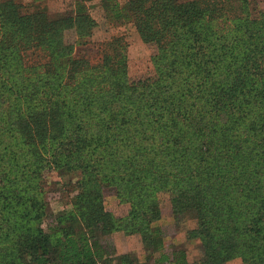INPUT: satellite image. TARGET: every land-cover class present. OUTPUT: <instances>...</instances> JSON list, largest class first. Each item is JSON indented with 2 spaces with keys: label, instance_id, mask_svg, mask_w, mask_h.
<instances>
[{
  "label": "trees",
  "instance_id": "trees-1",
  "mask_svg": "<svg viewBox=\"0 0 264 264\" xmlns=\"http://www.w3.org/2000/svg\"><path fill=\"white\" fill-rule=\"evenodd\" d=\"M73 9L53 18L0 0V264H101L103 252L105 264H168L151 226L162 191L178 219H197L188 234L201 239L203 264H264V11L251 17L249 0H73ZM124 26L153 46L151 76L129 75ZM89 43L97 63L74 55ZM48 168L78 180L71 208L45 230L30 222L48 208L18 187ZM107 187L125 215L105 208ZM115 231L141 236L143 262L109 255Z\"/></svg>",
  "mask_w": 264,
  "mask_h": 264
},
{
  "label": "rangeland",
  "instance_id": "rangeland-1",
  "mask_svg": "<svg viewBox=\"0 0 264 264\" xmlns=\"http://www.w3.org/2000/svg\"><path fill=\"white\" fill-rule=\"evenodd\" d=\"M23 5L24 11H34L39 7L46 8L48 14L57 18L59 16H67L73 13V0H16ZM186 2L189 0H180ZM250 15L253 18H261L264 11V0H249ZM100 26L97 29L99 35L106 33V26L102 19L99 20ZM119 31L127 33L129 46V62L128 73L132 79L136 80L141 77L151 76L154 72L152 55L154 53L153 46L145 43L137 34L134 27H121ZM117 31V30H116ZM74 55L77 57H85L90 62L97 63L100 58L99 49L94 44H83L75 47ZM44 55L39 51L35 53L30 50L28 59L43 61ZM78 180L75 175H69L67 172H60L53 169H45L41 174H33L31 177L19 179V189L22 191L28 187L26 192L29 196L38 198L48 208L49 215L44 217V221L30 222L32 226H41L45 230H49L51 224L54 223L55 217L62 211L71 208V199L76 194L73 184ZM25 192V193H26ZM19 195V194H18ZM162 210V218L152 223V228L159 230L163 237L165 250L171 256L168 264H175V257L183 256L181 264H203L201 256L200 238H190L188 231L197 226V219L191 216L178 219L172 210V202L168 192H160L158 195ZM105 208L112 212L115 216H123L127 213L128 205L120 202L116 191L112 187L105 188L104 191ZM20 207V206H18ZM123 231H115L110 235L109 246L104 248L112 257L129 253L133 254L135 259L141 263L145 260L146 251L143 247L141 236L139 234L127 235ZM175 251H180L177 253ZM177 253V254H176ZM107 252H103L99 263H107ZM226 264H245L242 256H237Z\"/></svg>",
  "mask_w": 264,
  "mask_h": 264
},
{
  "label": "crops",
  "instance_id": "crops-1",
  "mask_svg": "<svg viewBox=\"0 0 264 264\" xmlns=\"http://www.w3.org/2000/svg\"><path fill=\"white\" fill-rule=\"evenodd\" d=\"M125 234V233H124ZM127 236V235H126Z\"/></svg>",
  "mask_w": 264,
  "mask_h": 264
}]
</instances>
